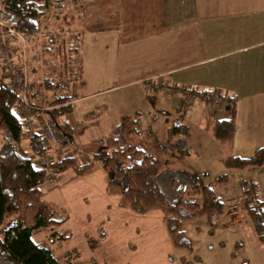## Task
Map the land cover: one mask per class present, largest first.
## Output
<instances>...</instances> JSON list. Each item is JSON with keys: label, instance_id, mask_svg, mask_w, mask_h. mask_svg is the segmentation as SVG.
<instances>
[{"label": "crops", "instance_id": "0c3cea01", "mask_svg": "<svg viewBox=\"0 0 264 264\" xmlns=\"http://www.w3.org/2000/svg\"><path fill=\"white\" fill-rule=\"evenodd\" d=\"M79 9V25L66 26L62 32L66 34L57 37H67V30H73L76 36L81 34L82 40L71 44L80 49V66L84 63L85 41L99 45L96 63L108 68L98 76L92 70V86L97 85L98 90L114 80L107 90L120 89L128 106L117 109L114 119L109 111L111 99L102 104L96 101L84 109L78 121L72 113L74 104L83 101L87 97L84 95L97 92L95 89L80 97L76 92L69 102L70 113L63 117L73 141L67 152L75 157L83 154L77 159L86 160L89 153L100 149L97 141L122 116L138 113L142 125L157 131L162 139L169 135L175 141L180 134H168V129L173 125L184 127L187 154L181 159L201 156L206 149L211 154L208 159L218 161L215 171L202 169L203 177L230 174V184L217 189L224 198V208L230 193L240 192L247 179L255 183L264 208V164L237 170L224 167L226 157L249 158L264 147V0H83ZM51 36L43 37L39 45L44 51L42 66L32 67L30 72L28 99L37 106L46 105L38 101L45 83L49 86L51 79L61 75L57 64L47 56L52 38L57 39ZM70 58L67 54L65 60ZM75 63L69 61V65ZM45 76L48 80H43ZM82 76L79 92L86 91L89 82L84 68ZM203 92L218 94L220 102L212 103ZM52 98L49 96L48 102ZM182 102L188 104L181 115ZM97 109L100 114L96 120H84L87 113ZM229 117L233 118L234 130L232 143L225 148L213 138L211 126ZM24 140L27 144L26 136ZM191 169L187 170L197 174ZM245 216L251 225L252 220ZM225 220L228 227L226 214Z\"/></svg>", "mask_w": 264, "mask_h": 264}, {"label": "trees", "instance_id": "16d2710c", "mask_svg": "<svg viewBox=\"0 0 264 264\" xmlns=\"http://www.w3.org/2000/svg\"><path fill=\"white\" fill-rule=\"evenodd\" d=\"M82 1L5 0L4 7L16 15L17 28L21 32L34 34L41 30L48 9L54 7L62 10L68 4L80 6ZM46 79L47 76L43 78ZM46 84L48 82L45 87ZM202 95L211 97L212 94L203 92ZM72 98L67 95L53 97L52 101L42 106L29 100L36 108H46L45 116L56 123L68 143L73 141L63 117L70 113L69 102ZM16 100V94L6 86L0 75V264H59L47 245L31 239L34 230L61 225L67 215L43 199L44 192L40 186L47 182V168L34 164L33 159L47 154L48 147L41 136L26 132L24 124L13 111ZM187 104H180L181 115ZM99 110L87 113L84 120H96ZM233 130L232 117L216 121L211 126L213 138L225 148L232 143ZM168 132H178L180 137L175 141H171L169 135L164 139L159 138L157 131H149L142 125L138 113L124 115L109 133L97 141L100 149L88 161H78L77 157L58 151L56 158L50 161L49 168L56 173V178L67 170H72L75 173L73 177H77L99 165L106 176L105 190L118 196V206L140 214L151 209L160 210L173 244L190 250L189 239L181 228L182 221L220 214L224 200L214 193L213 187L202 185L196 174L171 168L170 155L185 158L187 154V133L184 127L176 125L170 127ZM24 136L28 138L27 144L24 143ZM263 164L264 147L249 158L224 159V167L228 170L256 168ZM230 180V174L223 173L214 178L211 184L218 189L221 185L230 184ZM240 194L241 207L252 220L255 233L264 245V208L255 183L245 180ZM197 196H201V202ZM51 238L55 239L54 236Z\"/></svg>", "mask_w": 264, "mask_h": 264}, {"label": "rangeland", "instance_id": "374dc122", "mask_svg": "<svg viewBox=\"0 0 264 264\" xmlns=\"http://www.w3.org/2000/svg\"><path fill=\"white\" fill-rule=\"evenodd\" d=\"M80 17L78 5L68 4L62 10L53 7L48 9L43 18L41 30H46L47 33L44 31V34L55 37L65 35L66 33L62 32L66 26H78ZM66 32L67 37L52 38L49 46L47 56L57 64L61 75L51 79L49 86L41 89V97L38 100L41 104H46L49 96H74L76 92L78 97L86 93L92 94L97 88V85L92 86V70L94 69L95 75L98 76L108 68L96 63V58L100 57V46L90 44L88 39L84 43V63L80 66V49L72 47L71 44L77 43V40L81 41V34L76 36L73 30ZM44 34L40 37V42L45 40ZM67 54L76 62L75 65H69L70 59L65 60ZM40 66L42 65H37ZM83 68L89 82L86 91L79 92L78 88L81 87L82 80L84 81ZM28 70L30 81L31 69ZM112 84L114 80L96 89L94 96L84 95L87 97L83 101L76 102L72 111L75 119L81 120L82 112L85 108H90L92 103L98 101L97 104H102L101 102L109 99L113 103L112 108L109 106V111L115 119L117 109L128 105L123 100V92L120 89L107 90ZM42 109L45 116L46 108ZM45 119L50 120L46 116ZM76 127L80 129L78 123ZM63 138L65 139L64 136ZM68 145L65 139L61 153H71L67 152ZM53 150L51 147L48 151L56 153ZM82 155L76 157L81 158ZM88 156L87 161L91 154ZM208 156L211 154L205 149L198 157L171 159V168L196 169L201 184L213 187L214 193L219 196L217 188L211 184L216 175L203 177L201 173L203 168L215 171L219 167L218 161L213 157L208 159ZM215 156L217 158V155ZM74 174L72 170H67L58 175L55 182L47 181L40 186L44 192L43 199L64 211L67 219L58 226L40 227L31 235L33 242L49 247L59 264H264V245L245 216L240 203L242 196L237 189L227 197L222 213L182 221L181 228L190 242L189 250L187 247L181 248L173 244L160 210L151 209L140 214L118 206V196L108 194L105 190L106 176L99 165H95L90 172L83 175L73 177ZM197 199L200 202L202 200L201 196H197ZM230 199H235L240 209L235 216L229 215ZM225 214L230 221L228 227L225 226ZM52 236L55 237L54 240H51ZM60 236L67 237L60 239Z\"/></svg>", "mask_w": 264, "mask_h": 264}, {"label": "built area", "instance_id": "2783aa9c", "mask_svg": "<svg viewBox=\"0 0 264 264\" xmlns=\"http://www.w3.org/2000/svg\"><path fill=\"white\" fill-rule=\"evenodd\" d=\"M4 1L0 0V71L3 81L17 96L13 105L16 117L24 124L28 134L41 136L48 150H64L65 139L53 120L47 121L42 108L34 107L27 95L29 84V70L31 67L42 65L43 50L40 45V37L44 34L39 30L34 34L21 32L18 27L16 15L5 9ZM45 35V34H44ZM148 86L151 82L146 81ZM224 98V97H223ZM212 103L220 102V96L213 93L210 97ZM54 152L48 151L40 159H33L34 164L44 165L47 168V181H56L55 172L49 168ZM229 215L235 216L240 211L235 199L228 201Z\"/></svg>", "mask_w": 264, "mask_h": 264}]
</instances>
